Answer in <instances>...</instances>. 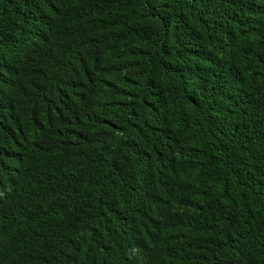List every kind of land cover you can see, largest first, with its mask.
<instances>
[{
	"label": "trees",
	"instance_id": "obj_1",
	"mask_svg": "<svg viewBox=\"0 0 264 264\" xmlns=\"http://www.w3.org/2000/svg\"><path fill=\"white\" fill-rule=\"evenodd\" d=\"M0 264H264V0H0Z\"/></svg>",
	"mask_w": 264,
	"mask_h": 264
}]
</instances>
